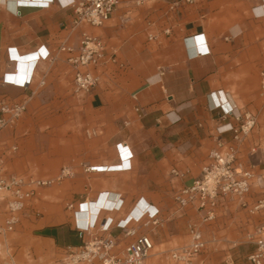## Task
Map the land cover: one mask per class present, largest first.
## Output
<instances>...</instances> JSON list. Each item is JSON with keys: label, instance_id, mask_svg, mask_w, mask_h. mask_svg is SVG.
I'll list each match as a JSON object with an SVG mask.
<instances>
[{"label": "crops", "instance_id": "0c3cea01", "mask_svg": "<svg viewBox=\"0 0 264 264\" xmlns=\"http://www.w3.org/2000/svg\"><path fill=\"white\" fill-rule=\"evenodd\" d=\"M26 6L0 0V101L24 103L33 117L88 112L87 132L96 136L78 143L76 223L90 224L97 215L120 221L141 201L139 209L159 211L156 224L140 229L158 249L151 264H167L173 251L188 246L191 226L207 242L193 264H247L255 248L249 235L263 222L261 215L228 200L206 226L196 209H181L174 196L201 176L210 152L223 143L238 148L243 166L255 167L250 201L261 198L264 0H196L176 9L159 0H125L101 28L74 26L72 10L57 0L45 8ZM86 36L103 42L104 58L92 69L97 85L77 92L75 69L60 48L78 47ZM47 52L49 58L35 62ZM232 108L257 119L240 142L232 133H218L235 124L224 116ZM0 140L6 172L5 155L17 148ZM89 167L97 171L87 172ZM116 196L122 209L110 212ZM52 233L46 239H60L58 229ZM112 235L121 241V231L113 228Z\"/></svg>", "mask_w": 264, "mask_h": 264}, {"label": "built area", "instance_id": "2783aa9c", "mask_svg": "<svg viewBox=\"0 0 264 264\" xmlns=\"http://www.w3.org/2000/svg\"><path fill=\"white\" fill-rule=\"evenodd\" d=\"M64 9L72 10L74 26L86 23L94 28L104 27L125 0H57ZM143 5L147 0H134ZM170 3L171 8L194 3L195 0H159ZM37 8H45L54 0H42ZM105 45L91 36H86L78 47L62 46L60 52L67 54L68 62L75 69L74 88L77 92H87L94 88L98 79L92 69L100 65L104 58ZM50 54H37L36 62L49 58ZM31 79L25 81V87ZM44 84V83H42ZM261 94L264 97V71L261 73ZM25 112L24 103L0 101V135L11 127ZM232 117L235 124H226L218 129L220 135L232 133L234 140L240 142L247 138L257 125L256 117L249 112L236 108L225 113ZM255 152V150H253ZM239 151L235 146L223 143L212 150L201 176L190 186L179 190L174 200L181 209H196L201 224H212L218 216L219 207L228 200H235L242 209L252 215H261L264 219V189L261 198L250 201V192L255 179V167H244L239 161ZM87 172H96V168H87ZM68 174L67 170L61 177ZM53 181L28 180L7 175L0 158V237L13 232L19 223V216L26 204L34 197L36 189L52 184ZM139 201L132 211L122 220L112 218L99 220V215L90 224L76 223V232L82 244L77 248H68L65 258L49 264H145L154 250L152 238L140 231L141 228L156 224L159 211L150 207L139 209ZM4 205V206H1ZM121 196H116L114 204L108 210L119 212L122 209ZM76 210V206H68ZM78 211H76V216ZM121 231L122 239L112 235V229ZM249 238L255 248L247 257V264H264V220L254 229ZM207 249V242L197 226L190 228V243L183 249L170 254L167 264H193L194 260ZM0 247V255H1ZM3 264H17L10 256Z\"/></svg>", "mask_w": 264, "mask_h": 264}, {"label": "rangeland", "instance_id": "374dc122", "mask_svg": "<svg viewBox=\"0 0 264 264\" xmlns=\"http://www.w3.org/2000/svg\"><path fill=\"white\" fill-rule=\"evenodd\" d=\"M89 128L87 111L79 118L78 111L69 112L66 118L33 117L25 111L3 131L0 137L2 142H8L5 147L17 148L5 155L6 174L53 183L36 189L14 231L0 237V264L10 256L17 264H49L65 258L69 245L80 243L75 220L78 209L70 210L68 206L78 204V143L96 136L92 130L87 132ZM64 170L68 174L61 177ZM54 229L61 232L56 242L41 235ZM157 252L154 246L151 257ZM148 260L145 264H151Z\"/></svg>", "mask_w": 264, "mask_h": 264}, {"label": "bare ground", "instance_id": "6f19581e", "mask_svg": "<svg viewBox=\"0 0 264 264\" xmlns=\"http://www.w3.org/2000/svg\"><path fill=\"white\" fill-rule=\"evenodd\" d=\"M42 0H7V3L9 4V6L10 7H16V6H18V5H20V4H22V5H29V6H26V7H38V6H40L41 4H43L42 2H41ZM20 7H22V6H20ZM37 56V55H36ZM35 60H37V59H35ZM36 62V61H35ZM166 94V93H165ZM100 201V200H99ZM98 201V202H99ZM102 201H104V199H102ZM101 201V202H102ZM100 202V203H101ZM97 203V202H96ZM101 205V204H100ZM98 206V205H97ZM89 214V213H88ZM95 215V214H94ZM96 217V216H95ZM77 218V217H76ZM94 218V217H93ZM92 218V219H93ZM92 219H90V220H92ZM94 220H92L91 222H93ZM77 222V221H76ZM89 222V221H88Z\"/></svg>", "mask_w": 264, "mask_h": 264}, {"label": "trees", "instance_id": "16d2710c", "mask_svg": "<svg viewBox=\"0 0 264 264\" xmlns=\"http://www.w3.org/2000/svg\"><path fill=\"white\" fill-rule=\"evenodd\" d=\"M42 236H45V237H52L53 236V233H52V230H45L41 233Z\"/></svg>", "mask_w": 264, "mask_h": 264}]
</instances>
